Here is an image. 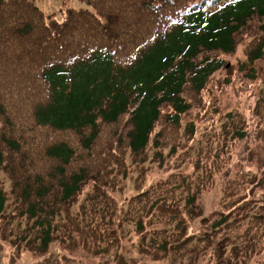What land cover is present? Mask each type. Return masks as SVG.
Here are the masks:
<instances>
[{"label":"trees","instance_id":"obj_1","mask_svg":"<svg viewBox=\"0 0 264 264\" xmlns=\"http://www.w3.org/2000/svg\"><path fill=\"white\" fill-rule=\"evenodd\" d=\"M79 1L45 15L34 0H0V246L108 255L119 223L154 261L230 264L217 238L232 228L264 252V193L257 206L247 165L227 168L237 149L245 162L264 144V0ZM240 47L233 87L254 103L217 124L209 97ZM174 158L193 173L173 172L119 210L113 196L131 172L171 171ZM218 175L225 211L211 223L196 204ZM199 220L210 231L190 234Z\"/></svg>","mask_w":264,"mask_h":264},{"label":"rangeland","instance_id":"obj_2","mask_svg":"<svg viewBox=\"0 0 264 264\" xmlns=\"http://www.w3.org/2000/svg\"><path fill=\"white\" fill-rule=\"evenodd\" d=\"M34 2L46 15L51 13L58 15L62 6L61 0H34ZM68 4L76 8L85 7V4L77 0H69ZM239 60L244 61L242 47L238 49L237 55L234 58L226 59L227 71H222L223 73L220 72L215 77L216 80L224 82L223 86L220 87L221 90H216L221 93H217L213 97L207 96L210 98L209 107L215 113L214 117L217 124L223 122L228 113L248 115V110L253 106L254 100L248 94L238 95L233 87L236 84V71ZM256 69L260 79H258V84L255 86L258 90L262 85L261 79H264V62H259ZM199 147L200 145L197 146V148ZM243 158L245 162L242 160L241 152L237 149L231 156V161L227 168L229 171L231 170V173L238 174L247 165L248 171L246 175L250 177L253 174L254 179L257 180V184L253 189L246 191L245 195L257 206H260L255 195L257 194L261 198V195L264 193V144L255 143ZM176 161L177 158L172 160L175 168L171 171L160 168L156 164H149L144 175H141L137 171L131 172L130 177L123 180L121 185L122 191L113 196L119 210L121 212L125 211L132 197L145 192L171 173L178 171L187 174L193 173L191 165L183 164V166H179L176 164ZM222 183L221 175H218L210 190L202 194L196 204L200 213L204 217L209 218L211 223L225 211L223 207V205L225 206V202L222 199L221 192ZM251 192H253V198L250 196ZM253 211L256 212L257 209ZM210 229L211 224L204 226L200 224V220L189 223L190 234L206 232L210 231ZM112 230L118 237L120 245L118 248H113L108 255L91 256L82 252H68L59 247V245L54 244L46 255L39 256L27 251H17L11 245L2 243V247L0 246V264H211V254L199 257V259L187 257L177 263L164 260L154 261L139 252L138 237L131 226L116 223L112 227ZM232 230L223 232L217 238L223 237L225 242L228 243L225 250V260L231 262L230 264H262L264 262V252H261L259 246L242 241L243 228H232Z\"/></svg>","mask_w":264,"mask_h":264}]
</instances>
